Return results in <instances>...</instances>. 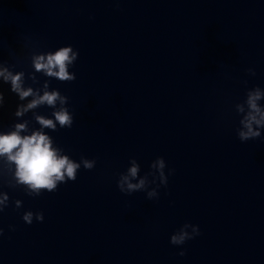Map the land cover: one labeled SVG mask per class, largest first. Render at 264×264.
<instances>
[{"label":"water","instance_id":"obj_1","mask_svg":"<svg viewBox=\"0 0 264 264\" xmlns=\"http://www.w3.org/2000/svg\"><path fill=\"white\" fill-rule=\"evenodd\" d=\"M0 264H264V0H0Z\"/></svg>","mask_w":264,"mask_h":264}]
</instances>
